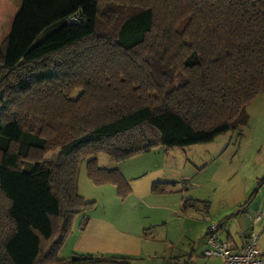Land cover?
I'll return each mask as SVG.
<instances>
[{
  "label": "trees",
  "instance_id": "1",
  "mask_svg": "<svg viewBox=\"0 0 264 264\" xmlns=\"http://www.w3.org/2000/svg\"><path fill=\"white\" fill-rule=\"evenodd\" d=\"M263 93L264 0H23L0 47V264H132L59 258L96 204L79 193L82 163L124 197L130 182L99 153L243 137Z\"/></svg>",
  "mask_w": 264,
  "mask_h": 264
},
{
  "label": "crops",
  "instance_id": "2",
  "mask_svg": "<svg viewBox=\"0 0 264 264\" xmlns=\"http://www.w3.org/2000/svg\"><path fill=\"white\" fill-rule=\"evenodd\" d=\"M138 158H142V156ZM227 162V160L223 161V166L216 175L220 187H218L214 203L209 205L204 214L198 208L188 207L185 204V199L183 201L180 195L178 197L175 195L177 193L174 191L172 184L175 185L177 180L171 178L169 174H159L153 179L150 177L144 183H140L136 187L133 186L134 189L131 187V196L126 200H122L118 196L116 188L109 189V193L105 198L116 201V203L125 204L129 198V200L135 198L140 203V210L145 212L140 224L134 223L131 217L123 220L120 216V219L117 220L114 216L112 218L107 216L98 217L88 212L87 225L84 229H81L80 223L84 215H79L74 223L73 232L67 238L69 239V245L67 246L65 242L66 244L62 249L63 252L64 248L68 247L67 257L65 256L62 259H67L69 256L90 254L107 259L128 257L131 259L132 264L134 262L144 263L148 259L145 256V245L157 241L153 236L158 232V227L162 226L161 241L165 242L170 249L153 250L149 252V258L163 260L160 264H226L221 257H206L205 255L209 249L207 236L212 223L217 224L219 227L217 231L219 239L225 241L236 251L244 247L252 231L258 232V248L264 255V185L259 190L256 187L258 182L255 183L252 190L251 188L247 190L245 186L246 181L259 180L258 175L250 178L249 170L256 171L260 166L251 156L247 158L243 167L227 164ZM124 164L125 162L118 163L114 168L123 170V174L127 176L132 173L133 168ZM141 172L148 173V167L143 166ZM263 174L264 163L262 166ZM231 177L235 178V182L231 188L224 189L226 180ZM162 182L168 183L167 193L154 191V185ZM85 186L91 188V182L86 181ZM235 186H241V188L236 190ZM78 190L80 193L79 181ZM81 195L88 201L97 199L93 194V197ZM244 204L246 205L241 211ZM193 208L201 212L202 219L199 218L198 213L188 212L189 209ZM238 210L241 212L236 214ZM258 216L261 219L256 221ZM176 217L181 218L179 234L171 235V225L177 226L174 222ZM186 230H188L187 234ZM202 240H206V243L200 246L195 244V242ZM187 241L188 246H186ZM155 264H159V262Z\"/></svg>",
  "mask_w": 264,
  "mask_h": 264
},
{
  "label": "rangeland",
  "instance_id": "3",
  "mask_svg": "<svg viewBox=\"0 0 264 264\" xmlns=\"http://www.w3.org/2000/svg\"><path fill=\"white\" fill-rule=\"evenodd\" d=\"M22 3L23 0H0V47L11 32L14 17L20 10ZM248 113L250 115L249 126L243 137L237 136L236 133H226L218 136L212 142L198 144L185 149L176 148L167 151L163 148H157L151 153L142 154L123 161L125 162L124 165L133 168L132 173L127 175L128 177L125 175L126 180L130 182L131 187H136V185L144 183L146 180L150 179V177L153 179V177L159 176V174H169L171 178L177 180L175 185L172 184L174 191L177 193L175 194L177 197L180 195L181 199L183 198V201L184 199H195L201 203L208 202L211 204L214 203L215 197L218 193V187H220L219 182L216 180V175L223 166V161L227 160V164L243 167V165L246 164L247 158L251 156L260 167L256 169V171L253 169L249 170V177L252 178L258 175L259 180L246 181L245 186L247 190L250 188L252 190L255 183L258 182L256 187L259 190L261 188L259 186V181L264 178V174L262 175V166L264 163V94L257 98L248 107ZM231 141H233L232 144H230ZM57 155L58 152H50L45 154L44 157L49 160H54ZM140 156H142V158H138ZM96 157L98 159V165L101 168L114 169L115 165H118V163L112 161L105 153H99ZM145 165L148 167V173L141 172V168ZM121 172L124 173L123 170ZM78 181L81 194L86 197L95 196L97 198L94 199L96 202L94 208L89 211L92 215L98 217L107 216L109 218L114 216L117 220L120 219V216L123 220L131 217V220L134 223L136 222L137 224H140L141 218L145 215V212L140 210V203H138L135 198L132 200H129V198L127 200L128 202H125V204H119L107 197L105 198L109 193V189L116 188L114 185H95L91 182V188L85 186V182L90 181L86 174V161H84L80 167ZM234 182V177L227 179L224 189L231 188ZM235 188L238 190L241 186H235ZM111 194L109 195L112 196ZM130 196L131 191L124 197L120 196V198L126 200ZM201 203L197 208L202 210L204 214L206 207ZM188 212L198 213L199 218H203V216L200 215L201 212H198L194 208L189 209ZM129 219L127 220L130 221ZM174 222L177 226L171 225V235H178L181 218L176 217ZM161 228L162 226L158 227L157 234L155 233L153 236L157 241L153 244L145 245V256L148 257L146 262H134L133 264H155L158 262L160 264L163 262V260H158L157 258H149V252L153 250L161 248L167 250L170 249L165 242L161 241ZM163 231L165 232L166 230ZM187 232L188 230H186V234ZM67 240L66 243L68 246L69 239ZM203 243L205 244L206 240L195 242V244L199 246L203 245ZM186 246H188V241L186 242ZM64 249L65 250L63 252L61 250L59 254V258L61 259L65 258V256L67 257L66 254L68 247ZM71 257L73 256H69L68 258Z\"/></svg>",
  "mask_w": 264,
  "mask_h": 264
},
{
  "label": "built area",
  "instance_id": "4",
  "mask_svg": "<svg viewBox=\"0 0 264 264\" xmlns=\"http://www.w3.org/2000/svg\"><path fill=\"white\" fill-rule=\"evenodd\" d=\"M261 219L257 217L256 221ZM218 225L212 223L207 243L209 249L206 251V257H221L226 264H264V255L258 248V232L252 231L245 242L244 247L239 250H233L225 241L220 240L217 234Z\"/></svg>",
  "mask_w": 264,
  "mask_h": 264
}]
</instances>
